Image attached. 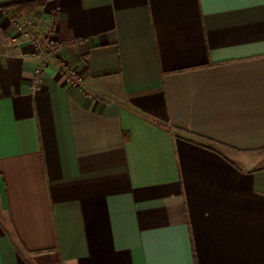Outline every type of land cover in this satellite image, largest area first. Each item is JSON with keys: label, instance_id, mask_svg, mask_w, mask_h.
I'll list each match as a JSON object with an SVG mask.
<instances>
[{"label": "crops", "instance_id": "obj_1", "mask_svg": "<svg viewBox=\"0 0 264 264\" xmlns=\"http://www.w3.org/2000/svg\"><path fill=\"white\" fill-rule=\"evenodd\" d=\"M29 1L0 0V264H264V0ZM26 19L60 43L35 89Z\"/></svg>", "mask_w": 264, "mask_h": 264}, {"label": "built area", "instance_id": "obj_2", "mask_svg": "<svg viewBox=\"0 0 264 264\" xmlns=\"http://www.w3.org/2000/svg\"><path fill=\"white\" fill-rule=\"evenodd\" d=\"M20 26L24 29L26 36L34 46V54L39 62L35 75L33 78L32 87L38 88L41 83V74L46 63L57 56L60 43L54 36L55 26L50 24L42 35L36 33L34 30V21L26 19L20 22ZM64 74L72 83H80L82 81L81 76L72 68L63 67Z\"/></svg>", "mask_w": 264, "mask_h": 264}, {"label": "trees", "instance_id": "obj_3", "mask_svg": "<svg viewBox=\"0 0 264 264\" xmlns=\"http://www.w3.org/2000/svg\"><path fill=\"white\" fill-rule=\"evenodd\" d=\"M46 3V0H34V1H29V2H25V3H22L21 6L23 7H34V6H37V5H44ZM176 130H182L180 128H175Z\"/></svg>", "mask_w": 264, "mask_h": 264}, {"label": "rangeland", "instance_id": "obj_4", "mask_svg": "<svg viewBox=\"0 0 264 264\" xmlns=\"http://www.w3.org/2000/svg\"><path fill=\"white\" fill-rule=\"evenodd\" d=\"M225 151H227L228 153L232 154V152L229 149H225Z\"/></svg>", "mask_w": 264, "mask_h": 264}]
</instances>
